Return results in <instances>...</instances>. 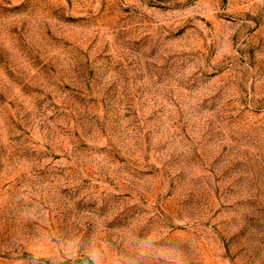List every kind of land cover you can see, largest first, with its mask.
<instances>
[{
  "label": "rangeland",
  "instance_id": "1",
  "mask_svg": "<svg viewBox=\"0 0 264 264\" xmlns=\"http://www.w3.org/2000/svg\"><path fill=\"white\" fill-rule=\"evenodd\" d=\"M0 264H264V0H0Z\"/></svg>",
  "mask_w": 264,
  "mask_h": 264
}]
</instances>
